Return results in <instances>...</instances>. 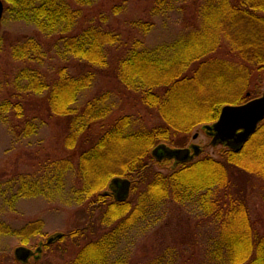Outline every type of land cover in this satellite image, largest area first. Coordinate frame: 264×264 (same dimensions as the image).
<instances>
[{
    "label": "trees",
    "instance_id": "obj_1",
    "mask_svg": "<svg viewBox=\"0 0 264 264\" xmlns=\"http://www.w3.org/2000/svg\"><path fill=\"white\" fill-rule=\"evenodd\" d=\"M3 1L6 15L31 26L39 38L10 46L11 59L23 67L12 78L10 98L0 103V121L23 137L35 134L46 119H65V147L78 153L75 166L68 159L46 161L36 178L9 181L10 202L65 194L85 208L81 225L57 232L63 237L54 244L65 238L84 243L67 264H177L172 247H155L148 257L134 255L130 243L134 234L168 224L170 212L182 209L214 227L193 255L194 264H264V232L248 208L251 178L264 181V120L241 150L221 146L227 151L218 159L199 156L162 173L156 167L169 160L157 162L151 155L160 144L186 147L179 140L216 121L223 106L257 97L247 91L264 69V0H145L146 18L135 17L133 32L126 33L92 21L79 28L88 0ZM190 10L177 36L155 45L145 41L157 19L169 22ZM40 37L56 38L60 62L54 68L48 67L51 49ZM99 81L105 90L80 107L83 93ZM30 110L36 116L26 114ZM115 177L131 182L123 202L104 195ZM190 217L179 221L186 225ZM165 227L156 231L164 238ZM39 229L32 222L17 232L0 223V238ZM54 244L43 245L40 259Z\"/></svg>",
    "mask_w": 264,
    "mask_h": 264
},
{
    "label": "rangeland",
    "instance_id": "obj_2",
    "mask_svg": "<svg viewBox=\"0 0 264 264\" xmlns=\"http://www.w3.org/2000/svg\"><path fill=\"white\" fill-rule=\"evenodd\" d=\"M1 1L3 3V18L0 21V103L10 98V92L13 90L12 78L23 67L22 63L14 62L11 59L9 55L10 46L31 36L39 38L31 26L15 21L6 15L8 4L3 0ZM85 5L87 6H82L83 15L78 22L79 28L88 25V21H92L97 25H105L113 31L133 32L129 26L131 21L135 17L139 19L147 16L145 0H88ZM116 5H121V10L114 13L113 8ZM123 5L125 7L124 12H122ZM190 15L191 10L186 11L185 16L170 18L169 22L162 18L157 19L153 28L147 33L145 41L149 45H155L174 38L180 33L181 26L179 25ZM177 19L176 24L178 26H169L171 22L175 23ZM40 39L44 45L51 49L48 67L54 68L60 62L53 50L56 38L40 37ZM104 83L105 81L96 82L87 92L83 93L78 103L80 107L87 99L101 92V90H105ZM112 87L114 86L112 85ZM263 91L264 69L251 78L247 92L250 96L258 97ZM13 100H16V97H13ZM36 103L40 109L44 103V98H37ZM131 105L128 104V108ZM124 113H128V109L124 110ZM26 114L36 116L35 110H30L29 113L26 111ZM38 115L44 117L42 112ZM20 121L13 120V123L17 124ZM65 124L66 120L62 118L46 119L35 134L21 137L12 133L9 123L0 121V223L17 232L32 222L39 223L40 227L39 232L35 234H21V236L10 234L1 237L0 264H16L13 255L15 248L23 246L34 249L40 240L44 242L49 236L57 232L68 233L81 225L86 218L85 208L78 206L74 200L68 199L65 194L56 199L35 197L22 198L13 204L10 202L14 189L10 182L13 181L14 183L18 175H31L36 178L39 166L46 161L68 159L74 166L76 165L77 149L70 150L64 144ZM195 133L198 134V138L193 140L192 136ZM210 141L211 139L197 127L186 138L180 139L179 143L186 146L197 144L202 149L201 154H199L200 157L208 156L218 159L221 154L227 151L223 150L220 145L213 147ZM170 166L172 163L166 161L162 166H157L156 169L162 173H167ZM251 179L252 188L248 190L249 215L255 222L256 229L259 232H264V181L254 177ZM73 182L78 185L77 181L73 180ZM78 187L76 186V188ZM175 211L177 212L178 209ZM181 211L176 214L171 211L167 219L168 224H158L146 232L134 234L130 243V246L135 248L134 255L144 252V255L152 257L155 247L163 249L172 247L175 251L177 264L183 262L182 259L190 260L191 258L189 263L194 264V256L197 257L198 252L203 249V244L212 235L214 227L208 222H201L198 218L190 217L191 215L187 214L184 209ZM185 214L190 217L189 221L186 220L188 222L186 225L183 224V221L182 223L179 221ZM162 226H166L165 228L168 229L165 238L162 232L156 233V231L161 230ZM185 231L189 233L186 234ZM83 244L79 239L65 238L45 250L39 262L31 260L29 264H67L74 259Z\"/></svg>",
    "mask_w": 264,
    "mask_h": 264
},
{
    "label": "water",
    "instance_id": "obj_3",
    "mask_svg": "<svg viewBox=\"0 0 264 264\" xmlns=\"http://www.w3.org/2000/svg\"><path fill=\"white\" fill-rule=\"evenodd\" d=\"M3 16V3L0 0V21ZM264 120V91L256 98L239 105H225L221 108L216 121L203 125L200 129L211 139L210 144L222 146L228 150L238 152L255 133L258 125ZM198 138L195 133L192 139ZM202 149L197 144H189L184 148H172L165 144L156 146L152 157L157 162L172 161V168L180 163L194 160L201 154ZM131 182L128 179L115 177L104 195H112L116 202H123L128 198ZM63 237L62 233L49 236L45 244H54ZM43 242H39L37 248L32 249L19 246L13 251L14 259L21 264H27L31 258L38 261L41 257Z\"/></svg>",
    "mask_w": 264,
    "mask_h": 264
},
{
    "label": "flooded vegetation",
    "instance_id": "obj_4",
    "mask_svg": "<svg viewBox=\"0 0 264 264\" xmlns=\"http://www.w3.org/2000/svg\"><path fill=\"white\" fill-rule=\"evenodd\" d=\"M172 163V161H170ZM35 249V248H34Z\"/></svg>",
    "mask_w": 264,
    "mask_h": 264
}]
</instances>
